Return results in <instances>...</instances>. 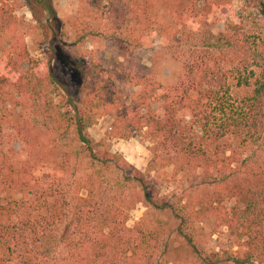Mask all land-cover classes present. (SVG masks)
Segmentation results:
<instances>
[{
    "label": "trees",
    "instance_id": "1",
    "mask_svg": "<svg viewBox=\"0 0 264 264\" xmlns=\"http://www.w3.org/2000/svg\"><path fill=\"white\" fill-rule=\"evenodd\" d=\"M239 2L107 0L104 24L102 0L72 19L55 0H0V264H264V0ZM24 5L44 15L43 60ZM98 37L123 50L113 72ZM141 49L172 59L177 81L134 63ZM58 62L76 98L57 93ZM105 116L111 138L148 141L146 173L92 136Z\"/></svg>",
    "mask_w": 264,
    "mask_h": 264
},
{
    "label": "rangeland",
    "instance_id": "2",
    "mask_svg": "<svg viewBox=\"0 0 264 264\" xmlns=\"http://www.w3.org/2000/svg\"><path fill=\"white\" fill-rule=\"evenodd\" d=\"M86 0H55V7L57 9L58 16L64 19H72L81 9V6H87ZM107 0H102L101 5L98 7L97 12L94 14L97 22L108 23L107 14L105 13V4ZM89 6V5H88ZM234 10H238L240 7L239 0H234L232 4ZM19 17L23 18L26 24L23 28L27 33V44L29 46L31 55L35 59H45V54L42 51L43 45H40L41 30L38 29L40 22L43 23L44 15L39 8H34V15L29 6H23L16 12ZM36 17V18H35ZM98 19V20H97ZM92 20V21H95ZM226 22V15L220 14L217 22V30L224 29ZM99 35V33H98ZM99 39L93 43V48L97 52V56L104 64L105 68L109 72L119 65L123 61V50L117 43L105 41ZM89 46V45H88ZM134 63H141L147 68H152L153 72L157 75L159 81L164 85H171L177 81L179 66L170 58L153 52L151 49H141L136 52L132 58ZM56 77L59 81L57 93L61 97L69 95L76 98L77 96V79L74 76L72 70L66 67L64 64L58 62L55 67ZM5 110V104L0 102V114ZM113 123L112 116H105L101 118L98 123L90 129V133L97 141L104 142L111 151L115 153H121L124 157L142 172L146 173L149 162L151 160V151L149 149L150 144L145 138L137 137L131 140H121L111 138L109 132ZM172 169L161 170L156 176L158 182V188L162 195L167 194L173 188ZM147 209L142 205H138L129 214V226H133L134 223L145 215Z\"/></svg>",
    "mask_w": 264,
    "mask_h": 264
}]
</instances>
